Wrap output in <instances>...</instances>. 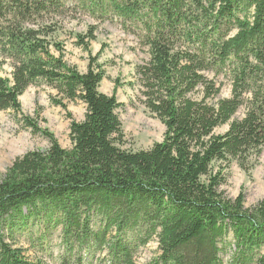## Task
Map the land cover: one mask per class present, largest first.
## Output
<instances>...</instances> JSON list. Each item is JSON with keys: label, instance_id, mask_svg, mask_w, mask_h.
Masks as SVG:
<instances>
[{"label": "trees", "instance_id": "16d2710c", "mask_svg": "<svg viewBox=\"0 0 264 264\" xmlns=\"http://www.w3.org/2000/svg\"><path fill=\"white\" fill-rule=\"evenodd\" d=\"M149 2L97 0L93 8H84L93 15L96 9L101 16L111 11L128 19L132 14L142 22L147 13L133 12ZM8 4L26 18L11 30L0 24L2 49L22 53L11 80L0 77V111L17 110L18 97L40 77L56 82L58 94L82 101L88 111L83 122L70 126V150L53 142L46 153L16 160L4 175L0 264H35L3 242V231L30 218L43 221L48 230L63 228L60 264H93L89 259L96 254L95 264H135L136 250L153 239L160 251L155 264H221L217 243L228 228L238 246L264 245V200L252 210L243 209L240 197L225 201L217 193L224 178L212 167L233 160L242 166L264 146V0L155 1L158 8L150 15L163 19L155 21L154 30L144 23V39L150 42L142 43L150 46V59L137 73L143 103L164 125L165 135L163 142L138 152L121 149L118 104L97 90L104 77L100 68L90 65L82 75L49 68L46 33L23 26L39 18L34 10L56 11L64 2L0 0V19ZM224 73L232 75V96L217 107L208 105L220 92L215 78ZM196 92L199 101L191 98ZM248 94L244 118L215 135ZM242 251L234 259L251 264L252 254ZM256 264H264V256Z\"/></svg>", "mask_w": 264, "mask_h": 264}, {"label": "rangeland", "instance_id": "374dc122", "mask_svg": "<svg viewBox=\"0 0 264 264\" xmlns=\"http://www.w3.org/2000/svg\"><path fill=\"white\" fill-rule=\"evenodd\" d=\"M151 1L153 3H147L144 10L133 12L136 15L147 13L143 23L137 22L132 14L125 19V16L120 18L111 11L101 16L98 9L93 15L84 8H93L97 0H62L64 6L56 11L41 13L40 9L34 10V15L39 18L23 25L27 29L44 30L46 33L42 50L49 68L56 67L62 75L72 70L79 75L85 74L90 65L94 69L100 68L104 77L97 90L116 100L118 107L114 113L123 133L121 149L130 152L149 150L153 144L163 142L165 135L164 125L143 103L137 73L138 68L144 67L150 59V46L142 43L150 42L144 39V23H152L154 30L157 22L163 19L160 15H150L152 7L158 8L156 0ZM128 13L125 10L124 15ZM2 15L0 24L6 30L13 29L26 18V14L23 15L11 4L5 6ZM235 32L233 30L231 35ZM196 44L199 45L198 42ZM21 55L8 47L3 50L0 45V62L3 61L1 78L11 80L15 58H22ZM212 77L208 74V78ZM215 82L220 92L214 99L207 100V104L217 107L218 101L231 98L233 78L228 73L219 74ZM55 86L56 82L37 78L18 97L17 110L0 111V182L13 163L28 153H46L53 142L63 150L72 148L70 126L72 122L85 120L87 106L82 101L66 99L58 94ZM200 96L197 92L191 94L195 101H199ZM249 97V94L244 96V103L227 124L214 130L215 135L226 132L229 123L244 118ZM212 167L214 173L221 172L224 178L217 193L225 201L233 202L240 197L243 209L252 210L264 200V146L258 156L250 157L242 166L239 160H233L213 163ZM20 225L17 223L12 231H3L4 243L12 249L22 250L25 258L32 263L60 264L66 247L63 228L48 230L43 221L33 218ZM217 247L221 264H239L242 260L236 261L234 257L240 255L241 250L246 255L252 254L251 264H256L259 257L264 256V245L254 249L238 246L231 228L227 229ZM91 250L92 247L87 249L85 257L90 256ZM136 251L135 264H155L160 255L156 239ZM98 257L99 254H96L89 262L95 264Z\"/></svg>", "mask_w": 264, "mask_h": 264}]
</instances>
